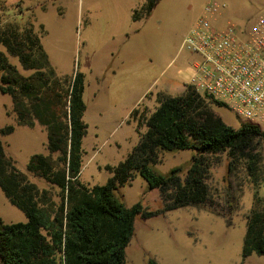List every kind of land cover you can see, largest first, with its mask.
Instances as JSON below:
<instances>
[{
	"label": "rangeland",
	"instance_id": "rangeland-1",
	"mask_svg": "<svg viewBox=\"0 0 264 264\" xmlns=\"http://www.w3.org/2000/svg\"><path fill=\"white\" fill-rule=\"evenodd\" d=\"M143 1L0 0L3 21H15L22 29L32 23L47 57L42 70L58 81L56 88L38 94L40 115L31 105L18 107L0 89L4 152L28 180L48 189L54 201L60 200L58 189L31 172L29 163L35 154H49L45 122L68 121L65 91L78 75L83 76L82 119L88 125L80 180L90 187L107 183L133 153L147 130L143 122L159 106L158 92L180 93L191 82L198 54L183 42L209 0H159L150 14L134 20L133 12ZM221 1L226 7L220 26L228 21L252 25L264 14V0ZM9 58L22 75L33 74L17 57ZM43 106L48 118L42 116ZM216 112L234 128L250 123L226 105ZM8 127L14 129L1 132ZM254 148L204 155L206 203L173 206V200L164 199L139 173L121 185L116 194L126 206L141 202L146 211H160L137 216L124 264H264V254L244 255L249 217L264 212V139H257ZM195 151H160L153 167L166 175L180 168L185 177ZM249 152L259 156L258 166L250 164ZM0 218L4 223L27 220L1 185Z\"/></svg>",
	"mask_w": 264,
	"mask_h": 264
},
{
	"label": "trees",
	"instance_id": "trees-1",
	"mask_svg": "<svg viewBox=\"0 0 264 264\" xmlns=\"http://www.w3.org/2000/svg\"><path fill=\"white\" fill-rule=\"evenodd\" d=\"M158 1L144 0L134 10L133 19L150 14ZM9 55L17 57L33 74L22 75ZM43 65L47 66V57L32 23L22 29L17 22L0 17V89L9 93L18 107L31 105L36 115H40L38 94L56 88L58 82L54 76L46 75ZM83 90V76L78 75L65 91L68 121L45 122L49 154H35L29 163L31 172L58 189L59 201L50 198L48 189L18 171L4 152L0 135V185L11 203L27 217L15 223H4L0 218V264H124L137 216L160 211H146L141 202L126 206L116 194L121 185L139 173L152 188L160 189L164 199L173 200V206L206 203L210 198L204 155L252 151L255 141L264 139V129L259 124L244 123L239 128L226 124L216 108L227 104L190 82L180 93L158 92L159 106L143 122L147 130L133 153L115 168L107 183L90 187L80 180L82 140L88 130L82 119ZM44 115L48 118L46 106ZM181 150H196L185 177L179 173L180 168L166 175L153 167L160 151ZM247 156L250 164L258 166L259 156L251 152ZM253 251L264 254L263 211L249 217L244 255Z\"/></svg>",
	"mask_w": 264,
	"mask_h": 264
},
{
	"label": "built area",
	"instance_id": "built-area-1",
	"mask_svg": "<svg viewBox=\"0 0 264 264\" xmlns=\"http://www.w3.org/2000/svg\"><path fill=\"white\" fill-rule=\"evenodd\" d=\"M225 3L209 0L183 46L198 54L191 83L250 123L264 124V14L252 25H218Z\"/></svg>",
	"mask_w": 264,
	"mask_h": 264
},
{
	"label": "crops",
	"instance_id": "crops-1",
	"mask_svg": "<svg viewBox=\"0 0 264 264\" xmlns=\"http://www.w3.org/2000/svg\"><path fill=\"white\" fill-rule=\"evenodd\" d=\"M181 92H183V91H181Z\"/></svg>",
	"mask_w": 264,
	"mask_h": 264
}]
</instances>
